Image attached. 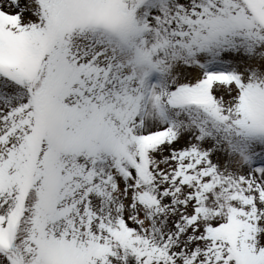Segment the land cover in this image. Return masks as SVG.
Masks as SVG:
<instances>
[{"label":"snow or ice","instance_id":"6c2138e0","mask_svg":"<svg viewBox=\"0 0 264 264\" xmlns=\"http://www.w3.org/2000/svg\"><path fill=\"white\" fill-rule=\"evenodd\" d=\"M0 264H264V0H0Z\"/></svg>","mask_w":264,"mask_h":264}]
</instances>
